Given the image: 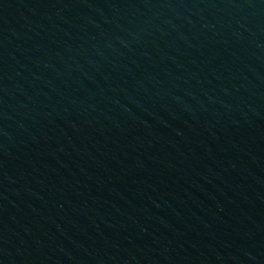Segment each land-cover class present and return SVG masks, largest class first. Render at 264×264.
<instances>
[{"label":"water","instance_id":"obj_1","mask_svg":"<svg viewBox=\"0 0 264 264\" xmlns=\"http://www.w3.org/2000/svg\"><path fill=\"white\" fill-rule=\"evenodd\" d=\"M0 264H264V0H0Z\"/></svg>","mask_w":264,"mask_h":264}]
</instances>
